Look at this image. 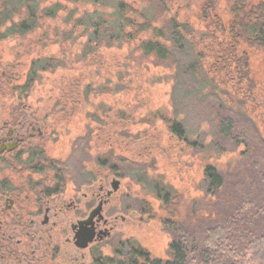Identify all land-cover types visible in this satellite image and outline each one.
<instances>
[{
  "label": "trees",
  "instance_id": "16d2710c",
  "mask_svg": "<svg viewBox=\"0 0 264 264\" xmlns=\"http://www.w3.org/2000/svg\"><path fill=\"white\" fill-rule=\"evenodd\" d=\"M178 2L181 4L176 6ZM157 9L170 17L158 22ZM64 13L70 37L81 30V37L87 38L83 57L97 55L105 48L127 49L134 67L149 59L157 66L176 70L173 113L164 118L172 140L189 147L201 145L199 135L202 137V127H206L212 133L211 149L217 153L243 145L246 148L233 172L205 164L203 197L188 206L162 176L150 173L149 163L109 150L102 157V168L132 176L163 204L161 219L172 241L165 260L152 257L132 242L120 246L113 255L102 256V264H264V136L245 119L243 105L238 103V108L233 101H226L227 93L235 94V89L221 92L223 86L236 87L247 80L245 64L248 66L250 53L264 57V0H2L0 30H4L0 41L32 33L45 26V20L56 21ZM201 49L213 50L216 63L221 65L206 64ZM54 63L52 58L34 62L30 82L23 90ZM215 66L222 68L219 72L229 71L227 82L215 80ZM184 78L194 87H180ZM99 91L116 92L102 87ZM247 97L244 93L242 101ZM190 106L200 109V114L192 113ZM187 116L198 126L188 127ZM201 123L204 126L199 128Z\"/></svg>",
  "mask_w": 264,
  "mask_h": 264
},
{
  "label": "rangeland",
  "instance_id": "374dc122",
  "mask_svg": "<svg viewBox=\"0 0 264 264\" xmlns=\"http://www.w3.org/2000/svg\"><path fill=\"white\" fill-rule=\"evenodd\" d=\"M172 10L175 12L174 8ZM155 15L158 22H165L170 17L161 9L155 10ZM66 20L67 13H64L56 21L45 20V26L32 33L0 41V61L17 66L15 74L18 79L14 80L12 88L25 84L34 62L55 59L54 66L48 71H40L28 89L23 90L24 86L19 91L13 89L14 97L9 101L10 106H24L26 111L30 107L45 121V155L60 160L71 156L77 174L90 166L93 160L113 150L116 155L149 163L150 173L162 176L166 184H171L182 196L184 206L199 203L204 194L205 164L233 172L236 164L241 163L240 155L246 150L245 146L217 153V150L211 149L212 133L204 129L206 127H202V123L199 125V128L202 127V137L199 135L201 145L189 147L186 143L172 140L164 118L173 113L171 99L174 83L177 82L173 79L177 76L176 70L157 66L149 59L134 67L128 60L131 54L127 49L105 48L97 55L83 57L87 38L81 37V30L70 37ZM200 51L205 54L206 64L221 65L219 61L216 63L217 56L211 52L213 50ZM247 64L245 67H248L249 76L245 78L248 82L243 79L241 84H235L236 87L222 85L224 89L221 92L235 89V94H240L236 97L234 93H227L226 101H233L235 107L238 103L243 105L245 119L264 136V57L260 53H250ZM37 67L42 66L38 64ZM218 70L222 68L215 66V80L227 82L229 71ZM179 83L183 89L194 87V83L187 78ZM117 84L121 85L119 89H116ZM100 87L116 92L99 93ZM244 93L248 94L246 102L241 99ZM16 96L22 97L21 101ZM190 111L200 114V109L195 110L193 106H190ZM188 117L185 118L188 127L193 129L198 126L193 117ZM197 117L201 118L200 115ZM55 124H58L57 130L52 128ZM87 137L89 147L83 148L82 142ZM202 138L205 139L202 141ZM120 166L126 168L124 164ZM0 174L7 173L1 171ZM103 175L111 177L113 173L102 168ZM127 179L124 180L126 184L129 182L132 185L130 202L133 209L130 216L134 226L122 236L108 240L102 250L103 256L120 250L121 242H134L152 257L168 259L172 234L162 223L163 204L152 193L147 196L142 192L132 176Z\"/></svg>",
  "mask_w": 264,
  "mask_h": 264
},
{
  "label": "flooded vegetation",
  "instance_id": "af4514ba",
  "mask_svg": "<svg viewBox=\"0 0 264 264\" xmlns=\"http://www.w3.org/2000/svg\"><path fill=\"white\" fill-rule=\"evenodd\" d=\"M16 68L0 61V264H102L107 241L134 226L129 176H102L101 157L76 174L71 156H46L45 121L9 105L30 82L12 88Z\"/></svg>",
  "mask_w": 264,
  "mask_h": 264
}]
</instances>
